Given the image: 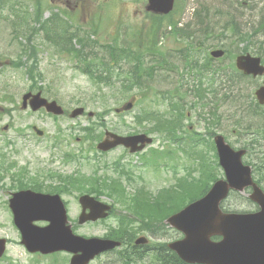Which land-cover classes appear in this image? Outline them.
Returning a JSON list of instances; mask_svg holds the SVG:
<instances>
[{
  "label": "rangeland",
  "instance_id": "1",
  "mask_svg": "<svg viewBox=\"0 0 264 264\" xmlns=\"http://www.w3.org/2000/svg\"><path fill=\"white\" fill-rule=\"evenodd\" d=\"M56 2L57 0H0V32L10 34L7 24L14 22L29 23L31 28L37 29L33 41L34 58L24 63L18 62L13 67L0 68V104L4 108L0 112V150L7 159L17 162V167L12 168V172L16 175V179L23 182L49 183L52 188L58 187L59 184L62 186L58 179L54 178L52 181L44 178V173L50 175L55 172L68 174L71 179H79V182H73V189L67 187L71 190L61 193L63 200L67 202L68 217L77 234L102 237L110 227H119L117 214L126 212L127 220L133 223L132 232L139 235L141 227H144L141 214L144 211V202L149 198L148 195L156 196L165 189V186L171 187V183L177 182L179 177L183 179L191 177L190 174L202 175L203 172H200L203 163L214 161L213 150L208 144L200 141L195 147H190L188 139L179 145L171 144L178 158L167 162L170 166H174L176 175L172 167L167 170L161 168L154 172L152 166H142L136 156H131L128 161L135 166H131L136 172L135 185L142 186L144 189H138L139 193L134 194L133 190L128 189V184L124 185L122 182L114 188L115 194L110 195L111 189L97 186L90 175L98 166L99 161L106 164L117 161L121 156L119 151L98 155V158H94L92 150L89 151L90 153L85 152V163L83 161L78 168L80 174L77 177L73 176L75 163H63L61 160L65 150L75 148V137L84 135L85 127L96 124L100 134H103L106 129L126 134L132 131H142L152 126L151 121L141 125L136 115H140L143 110L165 109L166 102L163 101V95L168 93V90L177 93L188 103L190 102V126L192 130L200 132V136L206 133L209 126H212L215 132L223 133L233 147L240 148L245 141L249 142L255 135L254 133L246 135V133L256 128V132L259 133L258 143L251 147L250 153L248 152L243 160L255 162L258 165L264 162V105L257 102L254 94L263 77H239V71L235 67L237 55L245 51L259 54L256 50H259L260 45L264 46V0H177L175 10L169 16L168 14L165 16L156 14L155 16H161L162 35L159 34L157 37L159 43L153 41L149 46L157 53H161L162 50L170 62H166L161 67L159 64H156V68L150 66L151 74L143 75L148 79L143 89L125 87L123 78H126L125 71L131 65L128 61L123 63L122 68L110 64L112 71L108 74H112L114 84L100 82L98 76L105 71L103 59L107 55L108 45L124 43L133 48L142 46L146 38L144 32L148 31L151 25L155 34V21L153 19L152 24L144 9L146 0H82V8L76 10V16L70 8L72 5L70 1L63 5ZM37 3L42 7L40 22H35L39 16L35 8ZM73 17L77 24L80 23L82 26L83 41H89L90 44L87 49L88 54L92 53L89 67L86 63L67 55L66 52H61L59 48L58 53L55 52L53 43L58 41L57 33H50V42L44 36L46 24H51L54 30L58 29L62 34L63 29H66L69 20ZM75 19L73 18V23ZM179 19L181 23L190 22L192 33L190 61L194 65L197 64L196 68L200 69L196 74L190 70L189 75L185 71L184 62H180L177 58L178 50L182 49L181 45L184 41L177 39L173 33L172 24ZM235 25H238L237 28H233ZM26 32V27L17 30L18 41L23 42ZM2 42L3 44L5 42L0 41L5 51L7 48V50H19V44L14 48L4 46ZM71 43L74 45V38ZM197 43H200V46H197ZM217 46L225 50L224 56L218 59H208L209 49ZM136 52L140 53V47L135 50L134 56ZM15 57L11 56L8 59ZM35 57L37 61L33 62ZM145 57L149 65L155 64L149 55ZM18 58L17 60L23 61L22 58ZM85 69H89L95 78L85 73ZM201 71L203 73H200ZM117 73H120V76L115 79L114 75ZM28 88L41 89L44 96L56 99L67 112L76 106H83L86 112L93 111L94 115L88 117L85 112L79 117L71 118L67 113L53 116L42 109L37 112L28 108L21 110L17 101ZM187 88L191 93L187 91ZM131 96L135 98L133 108L129 111L115 113L114 108L120 106ZM251 109L254 110L253 115L249 112ZM238 110L235 118L242 116V124L239 126L233 124L234 114ZM5 124L8 126L7 129H3ZM33 125L42 129L44 135L36 136L32 130ZM188 125H185L186 129ZM18 135L29 137L22 140L16 137ZM56 140L60 141L59 145L56 148H50L52 141ZM83 143V146L90 144L85 140ZM167 143L174 142L156 136L153 145L162 150ZM178 146L185 147V154L178 149ZM203 150L206 151L208 158L205 161L201 158ZM106 164L101 168L98 166V174L116 176L111 165ZM196 166L199 168L198 171H196ZM213 170L218 177H222L220 170ZM22 173L26 175L20 177ZM4 174L5 172L0 179V237L7 238L8 244L5 257L0 258V264H68L71 256L68 252L60 251L47 255L29 253L20 243V234L12 222V213L8 205L10 193L13 191L9 187L14 181H10ZM255 177L261 178L264 186V170H260ZM200 182L202 180L197 181V183ZM194 185L199 184L191 183L186 188L189 193L190 186L195 187ZM83 192L97 193L102 200L112 203L114 205L112 215L103 220L77 224V216L80 212L77 197ZM247 196L248 191L231 192L224 201V207L231 211L250 210L253 205L246 200ZM189 198L190 196L187 195L182 200L187 201ZM160 212L163 213L162 210ZM156 222L154 221L151 226L153 227ZM36 223L44 224L45 222ZM144 233L149 237L150 242H168L181 236L177 230L169 227H164L152 235L144 232L143 229L140 234ZM124 248L129 250L130 254H140L142 259H137L136 262L120 260L121 250H125ZM134 250L130 246L119 247L95 257L89 264H154L153 250H149L147 255L139 251L133 252Z\"/></svg>",
  "mask_w": 264,
  "mask_h": 264
},
{
  "label": "water",
  "instance_id": "2",
  "mask_svg": "<svg viewBox=\"0 0 264 264\" xmlns=\"http://www.w3.org/2000/svg\"><path fill=\"white\" fill-rule=\"evenodd\" d=\"M174 0H147L146 10L154 13H167L172 9ZM214 56H221L222 50L212 51ZM236 67L245 74L253 76L264 74V65L260 57L249 53L240 54L235 59ZM28 95L24 96V99ZM34 109L45 105L48 111L62 113L55 101L48 102L39 93L33 95ZM259 103H264L263 84L255 90ZM132 99L121 109L132 106ZM82 107H76L71 116L83 112ZM120 109H117V111ZM88 115H92L89 112ZM41 134L40 130H37ZM112 139H104L98 148L106 150L117 144L131 146L137 150L151 139L144 134L120 136L106 133ZM218 159L224 169L225 178L215 181L209 191L189 203L178 212L170 215L166 222L183 233V237L168 243V247L176 252L178 257L190 264H264V192L252 180L249 166L243 165L241 156L245 149H233L226 143L222 135L214 138ZM138 142L140 146H133ZM251 186L249 197L256 202L259 210L256 212H223L219 205L230 189L242 190ZM83 210L79 223L105 217L110 206L95 200L90 195L79 198ZM9 205L13 212V220L21 233V243L31 252L51 253L65 250L72 253L69 264H88L98 253L120 245L119 241L100 238L83 237L72 231L68 223L66 210L60 197L56 194H44L30 189L19 190L12 194ZM86 208L89 209L85 212ZM37 220L48 221L39 226ZM213 235H219V240H212ZM145 237H139L135 244L145 243ZM5 249V239L0 238V255Z\"/></svg>",
  "mask_w": 264,
  "mask_h": 264
},
{
  "label": "trees",
  "instance_id": "3",
  "mask_svg": "<svg viewBox=\"0 0 264 264\" xmlns=\"http://www.w3.org/2000/svg\"><path fill=\"white\" fill-rule=\"evenodd\" d=\"M35 8H36L37 15H39L37 17V19L35 20V22H40V19H41L40 13L42 12L41 11L42 7L40 6L39 3H37ZM153 17L149 15L148 18L152 21V24H153V19L155 21L154 22L155 34H154V30L152 29V25H151L150 29L148 31L144 32L145 37H146L145 40L147 42L144 43L142 46L140 45V46L133 48L130 45L126 46L124 43H111V45H108L107 55L103 59V65H105V71L103 74L98 76L99 77L98 80L100 82L113 83L114 84V81H113L112 76H111L112 74L109 75L110 71H112V67L110 66V64H113L114 66H118V67L122 68L123 63L128 61V63H131V65L125 71L126 72V78H123V79H125V81L123 82V83H125V87H131V88L132 87H141V89H143L146 86V81H148V79L146 77H144L143 75L149 76L151 74L152 69H150V66H152L151 68H156V64H159L160 66H162L166 63V62L160 61V60L164 59L165 57H163L161 54L157 53L152 47L149 46V44H150L149 42L153 39V36L158 35V33H160V19L161 18H159L157 16H153ZM172 25L174 26V29H175L173 31V33L175 35H177V37H178L180 35L179 29L175 26V23H173ZM237 26L238 25H235L233 28H237ZM44 29L49 34V37L47 35V38H50V33H52V34H54L53 32L57 33L58 41L57 42L55 41V43H56V47L59 48L61 50V52H66V53H69L71 51L74 52V56L77 57L78 61H80L82 63H86V66L89 67L92 53L90 52V54H88V52H87V49H89L90 44H89V41H85V40L83 41L84 37L82 36V26L80 28V27H78V25H75L71 29H63L64 32L62 34L59 33L58 29L54 30L55 28H52L51 24H48V26L44 27ZM234 32L237 33L238 31H234ZM10 34L9 33L4 34L3 31L0 32V41L9 42V39H10L9 35ZM182 34H183V32H182ZM190 36H192L191 32H190ZM73 38L77 39V42L81 44V49H76L77 52L74 50V48H73L74 46L71 43ZM155 45H157V44L155 43ZM138 47H140V53L136 52V56H134L135 50ZM259 49L262 50V53L264 55L263 44L259 46ZM147 55H149L151 57L150 58L151 60L153 59L155 64H153V63L151 65L148 64L149 62L146 60V57L144 58V56H147ZM122 61H124V62H122ZM196 67H197V64L194 65V63L192 61H190V70H192L193 74L198 73V71L200 70V69H197ZM128 70H131V71H128ZM214 70H216V69H214ZM84 72L87 73L88 75H90V77L95 78L94 74L92 72H90L89 69H85ZM200 73H203V71H201ZM114 76H115V79H117L120 76V73H117ZM238 76L239 77L240 76L245 77L240 72H239ZM126 82H128V83H126ZM226 86H227V84H226ZM251 110L249 111L250 114L254 113V110H252V111ZM148 111H150L151 114L153 113V110H146V112L143 115H140V117L143 118V117L149 116L150 113ZM238 112H239V110L234 114V120H235L234 124L237 126L242 124V119H241L242 116H238L235 118V116ZM140 117H137L138 120L140 119ZM175 125H176V122L170 121L168 119H164L162 122H159L158 125H156V126L159 128L161 127V128L171 129V128H174ZM87 134H95L96 135V131L93 128H91V129L87 130ZM255 165L257 166V171H259L260 165H258V164H255ZM258 181H260V179H258ZM191 182L192 181H190V184H191ZM103 184L106 185L107 187H109L111 189V192H115L114 188L117 187V185H108L106 180H102V184H98L97 186L103 185ZM19 185L22 186V185H24V183L20 181ZM187 185H189V182L187 183ZM185 186H186V184H184V187ZM184 187L181 186L180 189L177 191V201L175 200V197H174V200L172 199V194L169 191L167 192V196H166L167 200L165 199L161 202H159V201L154 202V201L145 200L144 211L141 214L142 215L141 220L144 222L152 224L155 221V219H157L158 214L161 213L159 211H161V210L163 211V213H161V214H162V218H164L167 214L174 212L175 210H178L186 202V201L182 200L185 196H187V195L190 196V198L187 200V201H189V200L196 198L199 194L204 193L206 190V186H203V187H201V190L199 192H198V188H195L193 190H190V193H189V191ZM135 200H136V198H135ZM118 219L120 221L119 228L118 229H114V228L111 229L109 235L113 236L114 238H116L118 240H121V242L123 244H127L128 246H130L132 239L135 237V233L132 232L131 229H128L127 221H126V218L124 215L119 216ZM159 224H160V222H159ZM147 227L148 228L150 227L149 224H147ZM155 227H153V228H155ZM158 248H159V250L156 248V250L153 252V260H155V261H153L154 264H186V263L182 262L176 256V254L174 252L168 250L165 246V243L158 244ZM135 249H138V248L136 247ZM135 251H138V250H134L133 252H135ZM121 252L122 253L120 255V260H122V261L129 260L132 262L133 261L136 262L137 259H142V256L138 253H131L130 254V252L127 251L126 249L121 250Z\"/></svg>",
  "mask_w": 264,
  "mask_h": 264
},
{
  "label": "flooded vegetation",
  "instance_id": "4",
  "mask_svg": "<svg viewBox=\"0 0 264 264\" xmlns=\"http://www.w3.org/2000/svg\"><path fill=\"white\" fill-rule=\"evenodd\" d=\"M71 2L72 3V7H70L71 9L75 10L76 8L78 7H81V1L80 0H57V4L59 5H62V4H65L66 2ZM177 26L183 33L184 35V39H183V43L181 46L182 49L181 50H178V53L179 55L182 57V59L184 58V60H190V22L189 23H181L180 19L177 23ZM7 26L9 27L10 29V32L11 34L9 35L10 39H9V42H5L3 45L4 46H13L14 48L17 47V45L19 44V41H18V37H17V30H19L20 28H25L26 27V34H24L23 36V44H19V50L18 49H15V50H3V46L0 44V68H2L3 66H16L14 64L18 63V62H21V63H24L25 61H29L30 59L34 58V55H35V51L32 49V43L30 41H28L27 37H29V35L32 33V28H30L29 24H7ZM20 27V28H19ZM31 41H33V39H31ZM6 44V45H5ZM26 44V45H24ZM210 47V46H208ZM219 47V46H217ZM212 49H209V52L211 51ZM11 56H16L15 58H12V59H8V57H11ZM19 57V58H18ZM22 58V60H17ZM14 60V61H13ZM27 93H34V90L31 89V88H28L25 92H23L21 94V96L19 97V100L17 101L18 105H19V108L20 109H24V107H29L30 105V99L31 97L28 96L25 101H23V95L24 94H27ZM18 105L16 107H18ZM1 107V106H0ZM2 108V107H1ZM0 108V109H1ZM3 109V108H2ZM26 109V108H25ZM40 109H43V108H40ZM39 111V110H38ZM33 112H37V111H33ZM4 128V127H3ZM22 140H26L27 137H29L28 135H18L16 136ZM12 140L14 141L15 139L12 137ZM99 140H95V144L94 146H96V143L98 142ZM59 142L60 141H52V145H50V148H56L57 145H59ZM92 148V146H90ZM121 149V152H125V150L129 153L128 149L123 147V146H117L115 148H113L112 150L110 151H107V152H103V153H110L111 151L113 150H117V149ZM157 147H155L153 145V142L150 143V144H146V146L144 147L143 151L140 152L141 155H146V156H149V158H151L152 160H154L155 163H161V158L160 157H157L155 156L154 158L152 157L153 155V152L154 149H156ZM84 149H87V148H83V145H82V141L77 137L76 139V144H75V148H74V157L73 158H70V161H74L75 163V166L74 168L76 169L75 171V175L77 177L78 175V168H80L81 164H83V156H82V151ZM130 154V153H129ZM3 153L1 152L0 150V173H3L2 172V169L4 167H8V166H13V168H16L17 167V162L12 160V159H7V157L3 158ZM126 153H124L123 155V158L126 157ZM6 173V177H8L10 179V181H13L11 179V177H14V173L12 172H5ZM24 175H26L25 173H22ZM48 184V183H47ZM62 185H69V183H65V182H62ZM128 187L134 191V194H137L139 193L138 189L140 190H143L144 188L142 186H137L135 185V183H128Z\"/></svg>",
  "mask_w": 264,
  "mask_h": 264
},
{
  "label": "bare ground",
  "instance_id": "5",
  "mask_svg": "<svg viewBox=\"0 0 264 264\" xmlns=\"http://www.w3.org/2000/svg\"><path fill=\"white\" fill-rule=\"evenodd\" d=\"M245 116H247V115H245Z\"/></svg>",
  "mask_w": 264,
  "mask_h": 264
}]
</instances>
